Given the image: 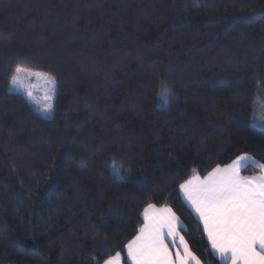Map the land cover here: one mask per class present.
Returning <instances> with one entry per match:
<instances>
[{"label": "trees", "instance_id": "obj_1", "mask_svg": "<svg viewBox=\"0 0 264 264\" xmlns=\"http://www.w3.org/2000/svg\"><path fill=\"white\" fill-rule=\"evenodd\" d=\"M17 67L55 77L52 115L9 89ZM163 77L175 100L157 110ZM260 90L264 0H0V264H128L150 203L224 264L178 189L264 164Z\"/></svg>", "mask_w": 264, "mask_h": 264}, {"label": "snow or ice", "instance_id": "obj_2", "mask_svg": "<svg viewBox=\"0 0 264 264\" xmlns=\"http://www.w3.org/2000/svg\"><path fill=\"white\" fill-rule=\"evenodd\" d=\"M32 77L48 86L45 100L49 102L42 110L50 112L53 93L58 91L54 76L17 67L10 84L22 86ZM169 81V77H163L158 86L157 110H167L175 100ZM26 94L32 97L31 90ZM249 163L259 168V175H241V168ZM114 171L119 176V170ZM178 190L202 222L211 249L224 264H264V164L242 155L229 165L213 168L203 178L193 172ZM142 219L138 233L126 245L131 264H201L181 235L183 223L171 207L150 203ZM120 262V253H116L104 264Z\"/></svg>", "mask_w": 264, "mask_h": 264}, {"label": "rangeland", "instance_id": "obj_3", "mask_svg": "<svg viewBox=\"0 0 264 264\" xmlns=\"http://www.w3.org/2000/svg\"><path fill=\"white\" fill-rule=\"evenodd\" d=\"M26 70H28V69H26ZM28 71H33V70H28ZM33 72H40V71H33ZM40 73H43V72H40ZM43 74H45V73H43ZM9 89L11 91H16V92H20V93L24 94L27 97V99L31 103H33V105L36 107V109L42 115H44L46 117L52 115L53 107H52V110L50 112H45L42 110L43 106L49 102V101L45 100V92L48 90V86L44 83V81L42 79L37 80L35 77L27 78L24 80V84L22 86L21 85L11 86V84H9ZM28 90L32 91V97L27 96L26 93ZM54 96H55V93H53V98L51 100L52 106H53ZM251 121L255 125H258V126L264 128V123H262V122H264V92L261 90L257 94V99H256L255 107L253 110V114L251 117ZM244 155L250 157L253 161L259 163L257 160H255L250 155H248V154H244ZM240 156H242V155H240ZM235 160H233V161H235ZM249 164H251V163H249ZM115 255H113V256H115ZM113 256H111V257H113ZM120 256H121V254H120ZM124 256H125V254H124ZM123 259L124 258H122V256H121L120 264H125V263H123ZM201 264H203V263L201 262Z\"/></svg>", "mask_w": 264, "mask_h": 264}, {"label": "crops", "instance_id": "obj_4", "mask_svg": "<svg viewBox=\"0 0 264 264\" xmlns=\"http://www.w3.org/2000/svg\"><path fill=\"white\" fill-rule=\"evenodd\" d=\"M231 164V163H230ZM229 165V164H228ZM226 166V165H225ZM222 167H224V166H222ZM242 169V168H241ZM208 174V173H207ZM206 174V175H207ZM205 175V176H206ZM241 175L242 176H252V175H259V174H243V173H241ZM201 177V176H200ZM204 176H202L201 178H203ZM180 194H181V192H180ZM181 197H182V194H181ZM183 199V198H182ZM184 200V199H183ZM184 202L187 204V206L190 208V206L188 205V203L184 200ZM191 209V208H190ZM191 211L193 212V214L195 215V217L198 219V217L196 216V214H195V212L191 209ZM200 222V221H199ZM200 224H201V226H202V228H203V225H202V222H200ZM205 233V232H204ZM205 236H206V238H207V235H206V233H205ZM208 240V239H207ZM186 241V240H185ZM209 242V241H208ZM209 245H210V243H209ZM170 246V248L172 247L171 245H169ZM210 248H211V245H210ZM173 251H175V249H173ZM211 251H212V253L214 254V256L218 259V260H220L221 262H224L221 258H220V256L218 255V254H216V253H214V251L211 249ZM125 259H126V262L128 263V264H131V261L130 260H128L127 259V248H126V250H125ZM229 264H230V262H229Z\"/></svg>", "mask_w": 264, "mask_h": 264}]
</instances>
